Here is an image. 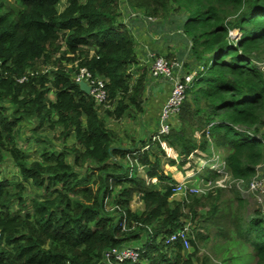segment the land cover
Masks as SVG:
<instances>
[{
	"label": "trees",
	"instance_id": "obj_1",
	"mask_svg": "<svg viewBox=\"0 0 264 264\" xmlns=\"http://www.w3.org/2000/svg\"><path fill=\"white\" fill-rule=\"evenodd\" d=\"M60 1L62 11L56 7ZM6 2L0 0V264H102L106 250L143 236L147 244L133 264H215L210 256H198L195 240L204 237L191 223L197 208L217 200L222 190L204 199L192 195L187 203L171 199L174 180L161 159L180 167L196 150L209 156L215 150L234 179L258 176L264 164V132L257 136L264 123V71L258 66L264 60V0H126L149 16L175 14L172 25L187 39L180 57L191 42L186 67L198 73L177 124L162 138L177 159L151 138L146 143L118 136L100 116L102 106L73 79L85 67L107 80L108 118L119 120L131 108L143 111L149 66L135 68L134 38L121 20L119 0H16L15 8ZM231 30L238 36L232 38ZM39 63L50 70L38 72ZM22 76L26 80L16 82ZM164 102L158 100V109L153 102L152 112L158 114ZM33 119L59 128L64 145L52 150L43 142L39 159L27 161L15 142L17 125ZM4 155L17 170L16 181L2 176ZM86 164L91 168L80 173ZM137 166L156 182L146 183ZM24 183L41 196L25 197ZM135 195L142 211L130 209ZM105 199L117 208L108 210ZM215 207L211 203L207 214ZM235 212L220 217L223 226L235 227L237 239L228 242L249 245L254 264H264L263 216L247 220ZM186 222L191 252L180 242H164Z\"/></svg>",
	"mask_w": 264,
	"mask_h": 264
},
{
	"label": "rangeland",
	"instance_id": "obj_2",
	"mask_svg": "<svg viewBox=\"0 0 264 264\" xmlns=\"http://www.w3.org/2000/svg\"><path fill=\"white\" fill-rule=\"evenodd\" d=\"M6 4L8 6H13L15 8L16 0H7ZM64 2L60 1L57 4V10L62 11L64 8ZM126 6V0H119V9ZM124 9H122L123 12ZM126 14V13H123ZM175 14L173 12H170L166 18H155L152 21H148L147 23L143 22V24H146V28L148 30V33L151 38L161 41L163 38H166L167 43L172 45L174 50V58L178 60H182L183 58L180 57L184 50V43L186 42V38H182L181 35V29L174 23ZM125 23H128L126 19H123ZM126 26V25H125ZM135 31L131 32V35L134 36ZM230 34L231 37L234 38L238 36L237 30H231ZM186 53V52H185ZM58 57V55H57ZM252 58L254 59L255 64L259 61V59L252 55ZM188 63V62H187ZM185 63V64H187ZM62 64L64 66H67L70 68L72 66V61H62ZM259 65V63H258ZM138 65L135 66L137 68ZM50 64L45 63H39L37 69L38 72H46L50 70ZM187 68V67H186ZM193 69V68H192ZM185 71V66H184ZM186 72V71H185ZM158 82L166 83L169 82L167 79H156L153 83L156 84ZM169 85V84H168ZM151 82L147 80L146 83V89L144 93L151 92L150 89ZM167 87L162 86L161 93L166 94ZM170 90V85H169ZM50 98H53V94H49ZM150 95L149 98L150 99ZM109 104L107 101L104 104H101L99 106V114L101 117L104 118L105 124L108 127H113L118 131V136H122L128 139L131 137L133 140H136L137 142L144 140V142L147 143V140L150 139L152 133L154 132L153 129L150 130V126L152 124L154 116L150 113V110H148V104H145L143 106V111L139 112L135 109L131 108L125 114L123 117L119 120H113L111 118H108L104 115V110L109 107ZM157 117V116H156ZM264 121V117H263ZM177 124V123H176ZM176 124H173L175 126ZM49 122L45 121L44 124H40L39 120L33 119V120H23L20 123H18V135L16 137V145L18 148L23 152V154L26 156L27 161H31L34 159H39V154L43 147V142L45 143V146L47 148L51 147L52 150H59L64 145V140L60 139L58 137L59 135V128L51 129L49 127ZM264 132V123L259 126V133L257 136H259L260 133ZM126 140V139H125ZM123 140V141H125ZM71 140H68L66 143L71 144ZM116 144V143H115ZM117 144L120 145V143L117 141ZM199 153L202 154V156H206L205 153L199 152L198 150L195 151L194 154L189 155V160L186 161L184 165L181 167L176 168L177 173H180L178 175H181V179L179 181L175 182H189L190 184H198V185H204L208 182L210 178H214L209 176L211 172L215 173L211 170L210 165L213 164V161L210 160L206 163V165H201L200 161H198ZM213 152H211L212 154ZM217 154V152H214ZM209 156V155H208ZM217 156V155H215ZM220 156V155H219ZM218 157V156H217ZM223 159H219V161H222ZM66 161L68 163L72 162L71 156H66ZM202 163L205 161L202 160ZM87 167L80 168V173H83L87 170V168H91L90 165L86 164ZM213 166V165H212ZM137 173L140 176H143L145 178V181L148 180V178L145 177V171L144 168L141 166H137ZM1 172L3 178L11 181L17 180V170L14 167L13 163L8 159L6 155H4V161L1 167ZM191 174H193L191 176ZM188 176V177H187ZM258 176H264V164L261 165V167L258 168ZM216 177V176H215ZM200 181L199 183L196 181ZM24 185L27 188V194H25V197H32L33 195L41 196V191L37 188H31L27 183H24ZM93 186V185H92ZM215 191H207L205 194L195 195V197H202L203 199L209 195H215ZM238 194V195H237ZM217 200H209L207 201V204L197 208V216H195V221L191 224L193 225V230L200 232L203 234V239L201 240H195L197 242V245L199 246V255H206L210 256L211 260L215 264H223V257H225V264H254L255 257L253 254V250L249 247V245H246L244 243H233L228 242V240H236L234 236L235 227L232 223L229 224V226H223L221 223L223 220L220 218L223 214H228V210L231 208L233 211H236V215H241L247 220H251L252 218L256 216H263L264 220V193L261 194V200L262 204L258 203L260 202L254 194L248 191L244 192H237L233 189H225L221 191V194H218ZM237 197H240L242 199L241 205L238 203ZM171 199H174L176 201L181 202H189L190 199H187L188 201H185V199L178 195L174 194L172 195ZM258 200V202H257ZM211 203L216 205V212L213 215L207 214L208 210L211 208ZM110 200L107 201V209L110 208ZM130 204L132 205V208L130 206V209L133 211H142L143 205L142 202L139 200L138 196L135 195L133 199L131 200ZM186 221H190L189 218L186 219ZM191 222V221H190ZM190 227V224H189ZM192 228H190L189 234L192 232ZM194 231V232H195ZM193 232V235L195 236V233ZM140 241H136L134 243H131V245H138ZM188 251H192V246H190ZM234 254L235 258L233 261L228 260V258Z\"/></svg>",
	"mask_w": 264,
	"mask_h": 264
},
{
	"label": "built area",
	"instance_id": "obj_3",
	"mask_svg": "<svg viewBox=\"0 0 264 264\" xmlns=\"http://www.w3.org/2000/svg\"><path fill=\"white\" fill-rule=\"evenodd\" d=\"M122 9L123 12H122ZM121 11V20L126 25V28L130 32L136 33L139 30L137 27L132 26V21L141 20L142 23H147L148 21L154 20L156 17L146 15L143 10L140 9H131L129 6H124L120 8ZM126 13V14H123ZM123 19H126L128 23H125ZM182 31V30H181ZM180 36H184L181 32ZM191 47V42L188 41V49L186 53L181 57L182 60L176 58H167L164 55L157 54L150 50L147 51L146 60L149 64L148 67V79L150 82H153L156 79H167V82L170 85V90L168 96L163 103L160 113L155 121L157 123L156 130L151 135V142L157 141L164 151L165 155L171 156L172 148L162 139L163 136L167 135L173 124H176L178 121V115L180 112L181 105L185 99V92L190 87L192 82L196 78L198 70L193 69L188 71L186 64L188 62L189 54L188 51ZM185 66V71H184ZM259 68L264 71V60L259 62ZM45 73V72H40ZM28 75H32L33 72H28ZM73 79L75 83L79 81H84L88 86H90V95L92 96L95 104L97 106L104 104L107 101V80L103 77L93 75L87 68L80 67L74 74ZM26 80V76H22L16 79V82L22 83ZM146 80V81H147ZM149 144L145 145L143 150H147ZM191 156V155H190ZM200 161L201 165H206L210 160L213 161V166L210 165L212 171L215 172L216 177L210 178L208 182L204 185L190 184L187 182H175L171 184L172 195L178 194L182 196L185 201L188 197L192 195L205 194L207 191L214 192L215 189H233L235 191L244 192L248 191L255 195V197L260 201L257 202L262 204L261 194L264 193V178H259L257 175L248 182L243 180L234 179L231 174L226 170L225 164L223 161H219L218 157L215 155L211 156H202L199 153L197 158ZM205 162L202 163L201 161ZM193 174H191L192 176ZM188 177V176H187ZM147 178V177H146ZM202 180L196 181L200 182ZM154 178H148L146 183H155ZM107 202L105 199L104 203ZM117 208L112 206L108 210L112 211ZM124 229V228H123ZM189 223L186 222L182 229L175 231L170 234L165 240V244H172L175 242H180L185 250H189L190 242L188 240L190 234ZM147 244V239L143 236V239L140 240L138 245H124L120 248H110L103 253L102 264H123L129 262L131 264L136 263L141 251Z\"/></svg>",
	"mask_w": 264,
	"mask_h": 264
},
{
	"label": "crops",
	"instance_id": "obj_4",
	"mask_svg": "<svg viewBox=\"0 0 264 264\" xmlns=\"http://www.w3.org/2000/svg\"><path fill=\"white\" fill-rule=\"evenodd\" d=\"M132 26L137 27L139 29L136 31V33L133 36L134 43H135V52H136L137 60H138V66H149V64L147 63V60H146V54H147L148 50L155 52L157 54L158 53L164 54V55L167 54L166 56L168 58H174L175 54H174L173 47H172V45L167 43L166 38H163L161 41H157V40L151 38L149 33H148V30L146 28V24H143L141 20L132 21ZM153 82H151V86H150L151 92L144 93L145 99H144L143 106L145 104H148V110H150V113L154 116L152 124L150 126V130L153 129L155 131L156 125H157V123H155V121H156L160 112L158 114H154L151 110L152 109L151 105L153 102H156L157 103V109H158V100L159 99L164 100V98L166 100L168 93H169V85L166 83H162V82H158V83L154 84ZM163 85L167 87L165 95L161 93ZM149 95L151 96L150 99H148ZM49 98H50V96H49ZM155 100H157V101H155ZM162 105H163V103L159 107V110H161ZM213 151L215 152V150H213ZM199 152H201V151H199ZM211 155H217V154H211ZM206 156H208V155H206ZM217 156H218V159H220L219 155H217ZM168 157L173 158V159H177V155L173 149H172L171 156H168ZM167 162L168 161L165 158L161 159V166L163 167V170L165 173H169L171 175L172 179L174 180L173 183H175V181H179L181 179V175H178L180 173H177V171H176L177 170L176 168H178L179 166L177 164L170 166L167 164ZM177 162H178V160H177ZM130 206L132 208L131 204H130Z\"/></svg>",
	"mask_w": 264,
	"mask_h": 264
},
{
	"label": "water",
	"instance_id": "obj_5",
	"mask_svg": "<svg viewBox=\"0 0 264 264\" xmlns=\"http://www.w3.org/2000/svg\"><path fill=\"white\" fill-rule=\"evenodd\" d=\"M80 90L84 92L86 95H90V86H88L84 81H79L76 83Z\"/></svg>",
	"mask_w": 264,
	"mask_h": 264
}]
</instances>
